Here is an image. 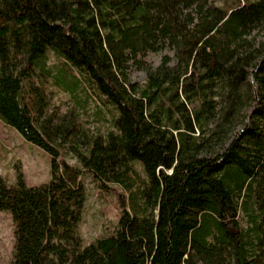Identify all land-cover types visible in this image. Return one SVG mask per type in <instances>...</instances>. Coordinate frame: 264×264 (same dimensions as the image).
<instances>
[{"label": "trees", "instance_id": "trees-1", "mask_svg": "<svg viewBox=\"0 0 264 264\" xmlns=\"http://www.w3.org/2000/svg\"><path fill=\"white\" fill-rule=\"evenodd\" d=\"M220 1L105 0L96 12L90 0H0V120L52 168L44 184L0 179L9 264H184L189 243L220 249L217 264H264V0ZM218 9L225 18L187 64L173 28ZM145 20V50L173 56L154 66L124 53L115 68L105 34ZM50 85L69 94L70 114L50 109ZM91 99L110 115L105 133L80 119ZM85 171L119 208L112 233L87 245Z\"/></svg>", "mask_w": 264, "mask_h": 264}, {"label": "rangeland", "instance_id": "rangeland-1", "mask_svg": "<svg viewBox=\"0 0 264 264\" xmlns=\"http://www.w3.org/2000/svg\"><path fill=\"white\" fill-rule=\"evenodd\" d=\"M91 4L99 12V8L105 0H90ZM214 4L221 6L220 0H214ZM225 18V13L218 9L212 19L185 18L179 25L173 28L172 38L181 43L182 55L187 64L191 63L192 54L200 41L210 34L215 27ZM149 19V17H148ZM145 20L140 27L129 31L120 29V39L114 40L110 33L115 28H110L104 36V45L110 52L114 67L124 53L132 57L143 59L157 66L163 54L173 56V50H165L160 53H151L145 50V43L153 36L154 26ZM56 60L50 55V63ZM129 77L132 81L142 83L145 73L142 70L131 67ZM53 94L50 99V109H58L62 114H70L73 103L67 92L50 85ZM82 98L84 95L82 94ZM98 101L89 100L85 107H78L80 119L89 132L95 134L105 133L110 129V115L105 110L97 107ZM65 160L77 165L75 158L70 154L64 156ZM51 156L35 144L26 141L19 132L0 120V179H5L8 184H15L18 175L21 174L25 185L34 186L48 183L51 179ZM81 182L84 186L86 200L78 223L79 235L83 245H87L95 238L112 233L119 219V208L115 194L100 190L92 174L83 172ZM118 187L114 184H109ZM14 224L10 212L0 211V264H9L12 259L14 245ZM222 251L218 248L204 250L193 243H189L184 264H217Z\"/></svg>", "mask_w": 264, "mask_h": 264}]
</instances>
